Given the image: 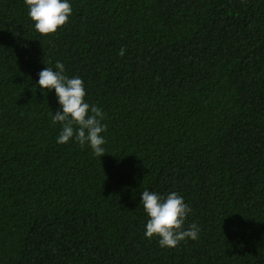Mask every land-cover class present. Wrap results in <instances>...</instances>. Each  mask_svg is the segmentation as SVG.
<instances>
[{
    "label": "trees",
    "instance_id": "16d2710c",
    "mask_svg": "<svg viewBox=\"0 0 264 264\" xmlns=\"http://www.w3.org/2000/svg\"><path fill=\"white\" fill-rule=\"evenodd\" d=\"M69 3L45 36L0 0V264H264V0ZM57 61L104 113L101 157L57 142ZM145 189L198 239L147 238Z\"/></svg>",
    "mask_w": 264,
    "mask_h": 264
},
{
    "label": "clouds",
    "instance_id": "9594fccd",
    "mask_svg": "<svg viewBox=\"0 0 264 264\" xmlns=\"http://www.w3.org/2000/svg\"><path fill=\"white\" fill-rule=\"evenodd\" d=\"M24 3L35 30L45 36L66 25L72 14L69 0H24ZM124 52L125 49L121 48L119 54L122 56ZM55 69L43 68L38 73L37 84L41 90H55L59 109L52 116V121L61 125L57 142L66 144L74 139L82 147L90 146L93 154L101 157L106 153L103 147L106 141L101 135L107 127L101 123L104 113L85 101L84 81L80 77L65 75V66L59 61ZM140 203L148 217L144 235L147 238L159 237L162 248H175L186 238L198 239L200 228L197 224L192 223L186 230L183 227L192 209L177 192L172 191L165 197L145 189Z\"/></svg>",
    "mask_w": 264,
    "mask_h": 264
}]
</instances>
